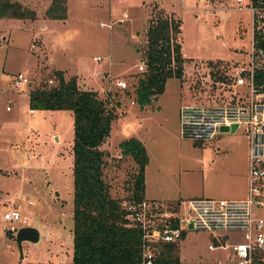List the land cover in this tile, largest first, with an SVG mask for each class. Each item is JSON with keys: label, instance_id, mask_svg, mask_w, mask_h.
Here are the masks:
<instances>
[{"label": "rangeland", "instance_id": "374dc122", "mask_svg": "<svg viewBox=\"0 0 264 264\" xmlns=\"http://www.w3.org/2000/svg\"><path fill=\"white\" fill-rule=\"evenodd\" d=\"M17 1L36 17L0 18V264L65 263L71 258L72 114L60 109L30 113L26 93L55 69L103 97L117 93L112 96L119 103L109 102L115 104L116 116L101 145L113 196L127 198L136 170L117 149L119 141L130 137L139 139L146 151L148 196L163 202L244 196L247 141L242 131L197 143L181 139L177 110L220 95L212 64L225 68L247 61L251 21L246 9H238L234 0H66L65 18L50 19L44 15L50 0ZM152 10L180 19L182 75L168 78L156 100L139 107L132 87L124 95L114 81L129 85L137 79L143 29ZM18 72L31 81L20 89L12 85ZM103 73L110 75L109 81L101 79ZM9 208L25 218L13 223L16 230L29 226L37 231V240L21 241L20 250L16 230L13 236L5 232L2 213ZM241 239L240 233L187 230L178 242L180 264L221 262L227 251L208 250L207 245Z\"/></svg>", "mask_w": 264, "mask_h": 264}, {"label": "trees", "instance_id": "16d2710c", "mask_svg": "<svg viewBox=\"0 0 264 264\" xmlns=\"http://www.w3.org/2000/svg\"><path fill=\"white\" fill-rule=\"evenodd\" d=\"M66 0H50L44 15L63 19ZM157 14V15H156ZM152 10L143 29L145 67L138 72L132 87L133 102L139 107L156 100L168 78H181L180 19ZM163 14V15H162ZM34 20V10L17 0H0V18ZM176 17V18H175ZM253 47L264 50V33H253ZM216 65V66H215ZM218 64H212L215 69ZM213 73L216 79L220 75ZM52 77V79L50 78ZM51 80V83L47 81ZM264 84V74L256 76ZM30 110H68L72 114V210L71 258L66 263L46 264H131L139 259L141 232L129 224L126 202L143 198V172L147 155L143 143L134 137L117 143L119 157H129L136 166L128 181L127 198L113 196L104 175L107 152L101 148L109 135L110 123L115 118L114 105L119 103L107 92L104 97L95 90L80 88L75 76L64 77L55 69L27 89ZM129 94L128 87L122 89ZM113 95V96H112ZM114 101V105H109ZM157 264H180L178 243L158 244Z\"/></svg>", "mask_w": 264, "mask_h": 264}, {"label": "built area", "instance_id": "2783aa9c", "mask_svg": "<svg viewBox=\"0 0 264 264\" xmlns=\"http://www.w3.org/2000/svg\"><path fill=\"white\" fill-rule=\"evenodd\" d=\"M234 4L250 14L248 59L244 63L218 67L216 75L221 78L215 81L221 86L220 95H211L207 102L180 105L177 119L179 137L194 143L232 134L237 129L242 131L247 141L245 195L233 199L192 197L181 202L153 199L126 202L128 222L141 232L139 259L131 264H157L158 244L178 243L187 230L241 234L238 243L218 240L216 245H207L208 250L227 251L221 262L217 260L213 264H264V84L256 81L259 73L264 74V50L253 47L254 31L264 33V0H234ZM93 60L99 58L93 57ZM144 67L145 60L141 56L136 70L142 71ZM109 76L103 73L101 79L109 81ZM30 82L19 72L12 78L16 89ZM114 83L120 89L128 87L122 80ZM232 125L235 127L230 131ZM220 127H225L226 131H220ZM2 219L7 224L5 232L10 235L16 230L14 222H25L14 208L5 210Z\"/></svg>", "mask_w": 264, "mask_h": 264}, {"label": "water", "instance_id": "95a60500", "mask_svg": "<svg viewBox=\"0 0 264 264\" xmlns=\"http://www.w3.org/2000/svg\"><path fill=\"white\" fill-rule=\"evenodd\" d=\"M234 127L235 125H232L230 127V131H232ZM220 131H226V128L220 127ZM14 238H15L17 247L20 250L21 241L27 240L30 242H34L37 240V231L34 228L29 227V226L20 227L16 230Z\"/></svg>", "mask_w": 264, "mask_h": 264}, {"label": "crops", "instance_id": "0c3cea01", "mask_svg": "<svg viewBox=\"0 0 264 264\" xmlns=\"http://www.w3.org/2000/svg\"><path fill=\"white\" fill-rule=\"evenodd\" d=\"M201 1V0H200ZM125 14V13H123ZM43 25H41L42 27ZM27 93V92H26ZM31 113V112H30ZM147 164V163H146ZM145 169V167H144ZM246 177V174H245ZM246 179V178H245ZM147 182H146V176H145V172H143V198L144 199H157L156 196H148L147 194H145L147 192ZM245 192H246V188H245ZM245 195V194H244ZM241 198V197H240ZM158 200V199H157ZM162 200V199H161ZM164 200V199H163ZM30 205V204H29ZM13 236V235H12ZM71 256V255H70ZM69 262V261H68ZM50 263V262H49ZM51 263H57V262H51ZM60 263V262H59ZM66 263V262H65Z\"/></svg>", "mask_w": 264, "mask_h": 264}]
</instances>
